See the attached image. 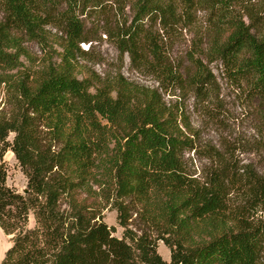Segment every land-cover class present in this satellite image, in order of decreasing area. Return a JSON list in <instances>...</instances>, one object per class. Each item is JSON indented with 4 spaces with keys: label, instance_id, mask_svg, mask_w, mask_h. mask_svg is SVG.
<instances>
[{
    "label": "trees",
    "instance_id": "obj_1",
    "mask_svg": "<svg viewBox=\"0 0 264 264\" xmlns=\"http://www.w3.org/2000/svg\"><path fill=\"white\" fill-rule=\"evenodd\" d=\"M255 1L0 0V69L17 68L25 40L46 41L48 24L63 40L58 61L0 77L8 106L0 111V143L14 153L28 188L22 195L7 187L0 165V228L12 242L0 264H264V221L249 219L251 211L264 213V179L248 174L244 202L231 206L228 186L238 183L225 170L204 179L189 173L183 159L195 149L193 134L157 89L124 80L95 86L76 67L86 54L80 44L92 40L83 18L106 14L108 40L135 68L151 70L160 86L212 97L213 75L196 56L206 50L232 82L264 102V13ZM199 12L207 46L193 42L186 53L193 69L182 73L171 49ZM99 167L106 175L100 196L116 211L121 238L82 198ZM132 211L163 219L150 217V227L136 234ZM196 236L206 240L192 241ZM157 240L169 248V262Z\"/></svg>",
    "mask_w": 264,
    "mask_h": 264
},
{
    "label": "rangeland",
    "instance_id": "obj_2",
    "mask_svg": "<svg viewBox=\"0 0 264 264\" xmlns=\"http://www.w3.org/2000/svg\"><path fill=\"white\" fill-rule=\"evenodd\" d=\"M253 4L260 15L264 13V0H256ZM203 15L202 12L197 14L195 27L184 28L178 32V37L171 49V58L174 63L178 62L184 69L182 73L193 69V65L188 60L189 56L186 54L192 49L193 42L199 39L202 47L206 49V35L209 32L205 30ZM1 16L0 10V18ZM83 19L92 40L80 44L86 54L84 58H76L78 76L89 77L95 86L100 83L114 84L117 80H124L138 90L157 89L167 106H174L181 111L183 120L189 127L185 131L193 134L195 149L184 154L183 159L189 173L193 177L204 179V177L208 178L207 175L211 171L225 170V175L238 183L228 186L230 205L233 207L241 205L245 199L242 180L245 182L248 174L264 179V102L248 94V88L232 82L226 76L220 60L205 55L206 50L196 56L203 60L213 75L215 84L213 87H208L212 97L198 96L193 89L180 90L172 86H160L156 75L151 70L135 68L128 55L120 54L108 40L104 31L107 26L105 20L110 19L109 15L105 14L104 17L88 15ZM243 21L248 23L246 16L243 17ZM43 29L42 33L46 41L25 40L19 49L17 68L6 70L1 68L0 77L11 79L25 69L41 68L48 63L58 61V56L62 52L61 32L53 24H48ZM261 29H264V22ZM8 52L13 53L16 50L9 49ZM7 110V88L5 83H0V111ZM13 136L14 134L10 133L6 141L11 143ZM0 165L5 172V185L25 195L28 192L27 178L14 153L8 146L3 150L1 143ZM104 173L105 170L102 167L95 169V178L90 180V188L87 194L83 192L82 198L87 197V201L95 207V212L97 209L100 210L98 218H101L108 226L114 227L113 235L121 238L123 228L117 223V213L105 205V200L100 196L106 177ZM136 210L139 211L140 208L136 207ZM150 217L158 222L163 219L161 214L149 215L148 218L146 214L144 216L132 211L129 228L136 234L147 230V226L150 227L149 224H151ZM249 219L255 223L264 221V213L251 211ZM34 225V216L30 213L27 226L32 228ZM152 233L156 235L155 231ZM200 240H206V238L199 236L192 238V241ZM156 244L157 252L162 259L169 262V248L162 240H157ZM11 245V235H6L0 228V263L5 251ZM262 259L264 261V256Z\"/></svg>",
    "mask_w": 264,
    "mask_h": 264
}]
</instances>
